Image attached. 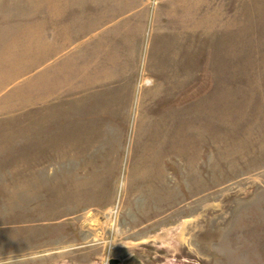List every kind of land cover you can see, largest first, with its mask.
<instances>
[{
    "label": "rangeland",
    "instance_id": "obj_1",
    "mask_svg": "<svg viewBox=\"0 0 264 264\" xmlns=\"http://www.w3.org/2000/svg\"><path fill=\"white\" fill-rule=\"evenodd\" d=\"M108 252L264 264V0H0V264Z\"/></svg>",
    "mask_w": 264,
    "mask_h": 264
},
{
    "label": "water",
    "instance_id": "obj_2",
    "mask_svg": "<svg viewBox=\"0 0 264 264\" xmlns=\"http://www.w3.org/2000/svg\"><path fill=\"white\" fill-rule=\"evenodd\" d=\"M120 259L119 258H115V257H110L108 264H119L120 263Z\"/></svg>",
    "mask_w": 264,
    "mask_h": 264
},
{
    "label": "built area",
    "instance_id": "obj_3",
    "mask_svg": "<svg viewBox=\"0 0 264 264\" xmlns=\"http://www.w3.org/2000/svg\"><path fill=\"white\" fill-rule=\"evenodd\" d=\"M110 257H111L110 252H108L106 256L104 257V259L102 260L101 264H108Z\"/></svg>",
    "mask_w": 264,
    "mask_h": 264
},
{
    "label": "crops",
    "instance_id": "obj_4",
    "mask_svg": "<svg viewBox=\"0 0 264 264\" xmlns=\"http://www.w3.org/2000/svg\"><path fill=\"white\" fill-rule=\"evenodd\" d=\"M158 87V85H155V83H154V85H153V87L152 88H157ZM159 88V87H158Z\"/></svg>",
    "mask_w": 264,
    "mask_h": 264
}]
</instances>
